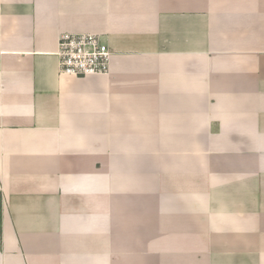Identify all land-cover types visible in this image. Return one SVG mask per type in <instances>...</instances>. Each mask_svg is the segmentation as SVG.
Masks as SVG:
<instances>
[{
  "label": "crops",
  "instance_id": "0c3cea01",
  "mask_svg": "<svg viewBox=\"0 0 264 264\" xmlns=\"http://www.w3.org/2000/svg\"><path fill=\"white\" fill-rule=\"evenodd\" d=\"M0 264H264V0H0Z\"/></svg>",
  "mask_w": 264,
  "mask_h": 264
},
{
  "label": "built area",
  "instance_id": "2783aa9c",
  "mask_svg": "<svg viewBox=\"0 0 264 264\" xmlns=\"http://www.w3.org/2000/svg\"><path fill=\"white\" fill-rule=\"evenodd\" d=\"M113 52L101 35L63 33L59 38L58 57L61 76L86 79L110 73Z\"/></svg>",
  "mask_w": 264,
  "mask_h": 264
}]
</instances>
